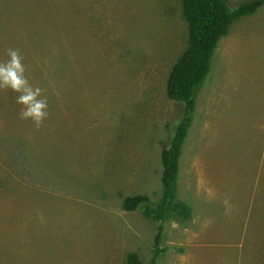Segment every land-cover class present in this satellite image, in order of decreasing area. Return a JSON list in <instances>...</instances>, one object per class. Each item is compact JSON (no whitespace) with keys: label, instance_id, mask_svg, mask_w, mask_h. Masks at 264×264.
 I'll return each instance as SVG.
<instances>
[{"label":"rangeland","instance_id":"1","mask_svg":"<svg viewBox=\"0 0 264 264\" xmlns=\"http://www.w3.org/2000/svg\"><path fill=\"white\" fill-rule=\"evenodd\" d=\"M8 48L50 116L36 130L0 91V264H151L158 223L123 201L162 199L183 0H0V61ZM194 97L155 264H264V6L231 24Z\"/></svg>","mask_w":264,"mask_h":264},{"label":"trees","instance_id":"2","mask_svg":"<svg viewBox=\"0 0 264 264\" xmlns=\"http://www.w3.org/2000/svg\"><path fill=\"white\" fill-rule=\"evenodd\" d=\"M264 6V0L245 3L231 10L225 0H183V15L189 28V48L174 66L167 83V96L170 100L185 105L184 117L176 127L169 148L162 154L164 173L162 178L163 195L161 202L155 206L149 204L145 196L124 199L123 210L134 212L145 204L143 216L158 223L155 238V264L160 250L164 223L168 217L170 205L176 198V182L179 172L181 149L191 126V116L195 109V90L210 72L214 51L219 40L226 36L231 24L242 17L254 14ZM175 216L187 219L190 209L181 203L174 206ZM126 264H144L137 253L127 256Z\"/></svg>","mask_w":264,"mask_h":264},{"label":"clouds","instance_id":"3","mask_svg":"<svg viewBox=\"0 0 264 264\" xmlns=\"http://www.w3.org/2000/svg\"><path fill=\"white\" fill-rule=\"evenodd\" d=\"M5 55L7 59L0 61V91L16 94V104L20 106L18 118L30 121L40 130L50 116L47 90L30 82L19 49L8 48Z\"/></svg>","mask_w":264,"mask_h":264}]
</instances>
